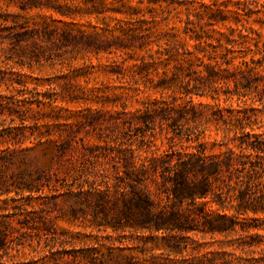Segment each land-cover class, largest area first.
Segmentation results:
<instances>
[{"label": "trees", "instance_id": "trees-1", "mask_svg": "<svg viewBox=\"0 0 264 264\" xmlns=\"http://www.w3.org/2000/svg\"><path fill=\"white\" fill-rule=\"evenodd\" d=\"M88 1L92 0H85L86 3ZM116 1L126 9L117 10L125 20L120 25L122 35L113 36L112 40H102L99 35H73L68 30L59 32L48 26L31 28L28 22L20 20V15H13L12 19L10 15H1L0 44L7 40L12 49L31 57H39L40 52L59 45L74 43L97 53L132 51L131 59L141 62L134 64L133 71L129 72L114 62L121 71L120 75L130 78V90L137 96L151 90L162 93L177 90L183 97H190V101L177 104L176 99L174 102L148 100L142 104L143 109L130 113L124 106L118 113L116 119L129 129L126 135L131 137L130 132H135V136L141 135L139 149L146 146L145 156L138 154L140 150L133 149L132 143L124 148L102 149L97 146L91 148L90 154H79L69 140L62 136L57 140L51 138L50 132L42 131L49 122H40L52 119L48 116L34 118L31 126H26L27 118H20L18 126L12 124L15 118L9 125L1 121L0 197L6 196V199L0 205V220L3 216L10 217V207L14 209L11 217L23 215L21 205H11L20 196L24 198L28 194V199L44 200L49 198L46 189L58 191V177L63 168L65 176L62 181L68 190L65 194L86 207V210L73 208V215L92 212L94 225L99 230L161 233V237L151 236L150 240L153 250L155 247L168 250V257L141 259L136 254H127L125 248L107 237L106 241L98 240L90 247L51 251V257L46 255L40 261L22 264H244L225 250L226 247H234L235 243L224 242L220 248L223 251L201 255L200 249L204 247L189 234H218L228 239L239 232L238 227L245 231L241 217L250 213L254 217L260 213L264 215V132H257L259 118L256 114L249 115L240 110L225 117L213 113L208 122L216 124L224 137L211 145L201 141L202 135L196 133L198 127L191 124L202 120L204 115L192 104V95L211 96L213 99H218L221 92L227 96L237 95L239 99L250 93L259 95V58H255L259 48L254 51L248 37L242 33L239 34V42L234 38L233 30L228 34L218 30L217 27L224 25L228 18L221 12L212 11L203 0H138L141 5H159L163 12L169 8L176 10V5L185 8L184 40L174 32L155 36L152 27L142 32L143 25L150 24L146 20L135 21L134 15L141 11L129 5L132 0ZM162 3H167V9L162 7ZM80 10L82 8L67 6L59 8L58 12L73 19L83 15ZM163 20H168V17ZM137 22L141 23L140 26L135 24ZM5 31L8 34H4ZM189 43H193V49ZM154 46L158 50L152 53ZM139 52L146 55L139 56ZM251 54L254 55L249 60ZM236 61H239L237 65ZM155 76L159 77L157 82ZM2 82L30 87L25 75L14 72L12 68H0V85ZM39 87L38 84L32 86L39 98L38 107L54 110L58 101L54 98L56 89L51 83L42 93ZM32 111V108L25 110ZM232 131L235 132L234 137L228 138ZM162 136L168 140V148L161 152L156 140ZM32 139L35 146L23 148ZM44 145L50 147L48 165L25 166L17 173L11 171L17 154L31 152ZM102 150L105 152H100ZM69 178L74 181L72 184H69ZM152 187L157 193L152 191ZM11 194L15 196L11 197ZM162 194L166 196L163 198ZM52 199L58 198L54 196ZM44 226L48 227L45 220ZM259 229L264 230V226H259ZM12 242L8 230L0 227V264H20L6 260L16 257L10 255ZM246 245L253 246L239 241L235 247L244 249ZM190 246L197 253L187 259L184 252ZM172 255L183 259L173 260ZM257 262L264 264V258Z\"/></svg>", "mask_w": 264, "mask_h": 264}, {"label": "rangeland", "instance_id": "rangeland-1", "mask_svg": "<svg viewBox=\"0 0 264 264\" xmlns=\"http://www.w3.org/2000/svg\"><path fill=\"white\" fill-rule=\"evenodd\" d=\"M92 2L97 6L96 9ZM203 3L212 8V11L221 12L228 18L224 25L217 27L218 30L226 34L233 30L234 38L239 42H241L239 34L242 33L248 37L249 45L254 51L257 47L259 48V53L255 55L256 59L259 58V95L250 93L242 99H239L237 95L227 96L223 92L220 93L218 99H213L211 96L192 95V104L203 113L204 117L192 123L191 126H197L196 133L202 135L201 141L211 145L215 140L220 142L224 133L221 129L218 130L219 127L216 124L209 123L208 117H212L213 113L228 117L230 112L238 113L241 110L249 115L256 114L259 118L257 132L262 134L264 132V0H203ZM129 5L141 11L134 15L135 21L146 20L150 24L149 26L143 25L142 32L152 27L155 36L174 32L181 35L184 40L185 21L187 20L185 8L176 5V10L169 8L163 12L159 5L147 3L141 5L138 0H132ZM67 6L73 9L82 8L80 11L83 15H78L73 19L61 15L58 12L59 8ZM162 7L167 9V3H162ZM121 9L126 10L122 8L121 2L116 0H92L87 3L85 0H0V16L10 15L12 19L13 15H20V20L28 22L31 28L42 29L48 26L59 32L68 30L73 35L81 33L99 35L102 40H112L113 36L122 35L120 25L125 20V16L117 12ZM164 17H168V20H163ZM191 19L197 21L194 16ZM135 24L140 26L141 23ZM4 34L8 32L5 31ZM74 44L47 49L40 52L39 57H31L12 49V45L7 40L0 44V68H12L14 72L25 75V80L30 82L29 88L18 84L12 86L10 83H1L0 129L2 128L1 121L9 125L12 123V118L16 119L12 123L14 126L20 125V118H27L25 124L31 126L34 118L48 116L52 119H43L40 122L41 124L49 122L48 126L42 127V131L50 132L51 138L58 140L62 136L69 140L72 148L79 154H90L91 148L97 146L102 149L124 148L131 143L133 149L138 150L141 146V135L140 137L135 136V132H130L131 137L126 135L129 129H125L121 120L116 119L124 106L127 107L128 112L132 113L143 109L142 104L148 100L165 99L168 102H174L176 99L177 104L190 101V97H183L177 90L164 93L151 90L139 96L130 90V78L120 75L121 71L114 62L129 72L133 71L134 64H141V62L131 59V55H134L132 51L97 53L83 45ZM189 47L193 49V43H189ZM157 50L158 47L154 46L152 53ZM138 54L139 56L146 55L141 52ZM253 55L251 54L248 59L250 60ZM238 62L236 61L235 65ZM154 79L157 82L159 77L155 76ZM51 83L57 92L54 97L58 98L54 104L56 108L54 110L44 106L39 108V98L32 86L40 85L39 91L43 93L48 90ZM26 108H32L33 111L25 112ZM157 132L158 129L155 133ZM27 133H30L29 129ZM148 134L149 138L150 133ZM234 135L235 132L232 131L228 138H233ZM32 140L27 141L23 148L34 147L35 141ZM120 144L124 146L120 147ZM156 144L161 152L168 148V140L164 136L158 137ZM139 150L138 154L146 155V146ZM49 151L50 147L44 145L31 152L17 154L11 171L17 173L25 166L45 167L50 160ZM61 171L58 177V191L46 189L49 198L44 200L28 199V194H25L24 198L20 196L19 200L11 205H21L24 209L23 215L11 217L14 209L10 207V217L1 218L0 227L8 230L9 240L13 241L10 243L13 247L10 255L16 256L13 260L8 259L9 257L6 260L20 264L40 261L46 255L51 257V251L90 247L96 245L98 240L106 241L107 237L115 240L117 246L125 248L127 254H136L141 259L168 257V250L157 247L153 250L154 245L150 240L151 236L161 237L163 235L161 233L152 234L148 231L136 233L128 230L114 232L112 229L104 228L99 230L94 225L92 212L87 215L83 213L73 215L71 212L73 208L82 207L86 210V207L78 204L75 198L65 194L68 190L64 187L66 183L62 181L65 176L63 168ZM73 182L69 178V184ZM87 189L86 185L85 190ZM73 190L76 191V187H73ZM152 191L157 193L155 187H152ZM10 196L14 197L15 194ZM54 196L58 199H52ZM165 196L162 194L163 198ZM5 199L6 196L0 197V205H3ZM44 220L48 227L44 226ZM240 221L245 231L238 227L239 232L228 239L218 234L204 236L192 233L189 235L204 247L200 249L201 255L210 251H223L220 249L223 243L231 241L235 243L234 247H226L225 250L233 253L234 258L244 264H259L257 261L264 258V230L259 229V226H264L262 222L264 215L260 213L259 216L254 217L250 213L247 217H241ZM239 241L250 243L253 246L246 245L244 249H236L235 246ZM158 244L162 243L159 241ZM196 253L197 251L190 246L184 252V257L191 259L196 256ZM170 257L178 261L183 259L175 255Z\"/></svg>", "mask_w": 264, "mask_h": 264}]
</instances>
